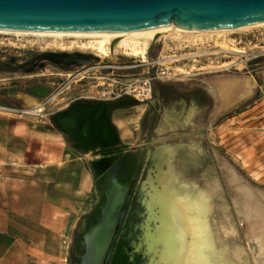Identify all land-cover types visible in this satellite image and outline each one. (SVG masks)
Instances as JSON below:
<instances>
[{
	"label": "rangeland",
	"instance_id": "rangeland-1",
	"mask_svg": "<svg viewBox=\"0 0 264 264\" xmlns=\"http://www.w3.org/2000/svg\"><path fill=\"white\" fill-rule=\"evenodd\" d=\"M4 35L0 60L16 63L40 51L60 50L32 37ZM147 50L145 57L118 50L113 62L98 56L95 63L73 68L50 62L32 72L0 70V123L15 124V130L27 133L38 128L64 132L56 118L59 113L76 103H109L107 114L118 139L97 147L124 150L134 159L136 171L130 191L114 208L115 219L106 230L109 244L100 264H109L119 248L126 256L130 250L137 254L138 264H159L162 243L151 249L137 247L125 230L145 237L155 188L193 199L199 194L206 197L209 228L218 244L214 264H264L256 227L238 195V183L231 178L236 172L264 188V24L162 35ZM147 76L152 83L147 97L116 96L132 78ZM231 76L254 81L255 90L241 100L226 102L221 84ZM33 84L50 88L43 92ZM68 134L69 146L77 149V139ZM66 149L70 153L63 164L41 168L45 188L60 189L63 208L55 215L47 209L50 259L64 252L65 264L72 254L76 264L85 250L81 231L87 218L92 213L102 216L101 171L93 160L101 152ZM119 216L128 225L118 224ZM156 226L153 220L154 230Z\"/></svg>",
	"mask_w": 264,
	"mask_h": 264
},
{
	"label": "bare ground",
	"instance_id": "bare-ground-1",
	"mask_svg": "<svg viewBox=\"0 0 264 264\" xmlns=\"http://www.w3.org/2000/svg\"><path fill=\"white\" fill-rule=\"evenodd\" d=\"M260 24L264 22L227 27H186L172 24L169 28L160 31L129 33L0 28V33L11 34L19 39L32 37L47 43V47L50 48L89 50L99 54L103 60L113 62L118 50L145 57L150 44L152 45L162 35L179 34L181 31L193 34L194 32L202 34L225 32ZM180 55H174L177 57L175 60H179ZM222 81L221 95L226 102H236L245 98L252 91L255 83L235 76ZM108 107L109 103L82 102L73 104L65 112L56 115L62 126L75 136L78 146H84L95 153L101 152L100 155L94 156L93 160L96 168L101 171L100 182L103 184L104 193V201L100 204L102 216L92 213L87 218L81 231L85 250L80 254L77 264H100L106 246L109 244V235L106 230L115 219L113 218L114 208L122 195L124 197L125 192L130 191L131 180L136 171L134 159L124 150L117 148L113 151L97 147L101 143H115L118 139V133L109 122ZM111 152H114V157H111ZM231 178L238 183V195L244 204L245 211L249 212L253 220L259 242L264 250V188L253 185L236 172L231 174ZM152 198L154 204L150 206L144 225L145 237L141 239L136 234L133 236V232L125 228L128 231L130 243L137 247L147 245L151 249L156 242H161L163 250L159 264H214L213 252L218 244L209 228L206 197L199 194V197L193 199L186 194L175 195L167 189L155 188ZM118 220H120L118 224L122 223L124 226L127 224V222H121L120 216ZM153 220L157 222L155 230ZM110 253L111 251L108 256L111 255ZM111 259L109 264H138L137 254L130 250V254L126 256L122 248L114 251Z\"/></svg>",
	"mask_w": 264,
	"mask_h": 264
},
{
	"label": "water",
	"instance_id": "water-1",
	"mask_svg": "<svg viewBox=\"0 0 264 264\" xmlns=\"http://www.w3.org/2000/svg\"><path fill=\"white\" fill-rule=\"evenodd\" d=\"M259 22H264V0H0V28L14 30L129 33L160 31L172 24L227 27ZM68 54L48 49L26 61H0V70L32 72L48 60L61 65L87 55Z\"/></svg>",
	"mask_w": 264,
	"mask_h": 264
},
{
	"label": "crops",
	"instance_id": "crops-1",
	"mask_svg": "<svg viewBox=\"0 0 264 264\" xmlns=\"http://www.w3.org/2000/svg\"><path fill=\"white\" fill-rule=\"evenodd\" d=\"M16 127L0 123V264H65L64 252L50 259L47 209L55 215L63 208L60 189L45 188L41 166L63 164L67 147L88 148L70 147L60 130Z\"/></svg>",
	"mask_w": 264,
	"mask_h": 264
},
{
	"label": "built area",
	"instance_id": "built-area-1",
	"mask_svg": "<svg viewBox=\"0 0 264 264\" xmlns=\"http://www.w3.org/2000/svg\"><path fill=\"white\" fill-rule=\"evenodd\" d=\"M6 34V33H5ZM4 33H0V42H4ZM152 83L150 82V77H137L132 78L130 82L126 83L125 88L122 87V92H117L116 96H120L122 94H133L135 96L141 95V98H145L148 94L151 93ZM3 107V106H2ZM5 107V106H4Z\"/></svg>",
	"mask_w": 264,
	"mask_h": 264
},
{
	"label": "flooded vegetation",
	"instance_id": "flooded-vegetation-1",
	"mask_svg": "<svg viewBox=\"0 0 264 264\" xmlns=\"http://www.w3.org/2000/svg\"><path fill=\"white\" fill-rule=\"evenodd\" d=\"M56 51H67L68 53V56H71L72 54L74 56H77V53L78 52H85L87 55L85 56V60H81L79 62H72V63H69L68 61H65L63 62L61 65H59L60 67L62 68H73L74 66L76 65H80L81 63L82 64H92V63H95L97 62V60H99L98 56H100L99 54H96L95 52H91V51H83V50H79V49H74V50H69V49H60V50H56ZM0 61H4V60H0ZM9 62V61H8ZM52 62L51 60H48L46 61V66L48 65V63ZM53 63V62H52ZM58 65V64H57ZM45 66V67H46ZM44 68V67H43ZM38 69H41V67H38L36 70ZM79 70V69H78ZM38 86V87H37ZM33 87L35 89H39L40 91H44V90H48L49 91V86H43V85H40V84H33ZM34 90V89H33Z\"/></svg>",
	"mask_w": 264,
	"mask_h": 264
},
{
	"label": "trees",
	"instance_id": "trees-1",
	"mask_svg": "<svg viewBox=\"0 0 264 264\" xmlns=\"http://www.w3.org/2000/svg\"><path fill=\"white\" fill-rule=\"evenodd\" d=\"M67 137H68V132L66 133V132H63ZM96 187L97 188H99L100 187V185L97 183L96 184ZM76 260V256L74 255V254H72V255H70V258H69V261H68V263L67 264H73V262Z\"/></svg>",
	"mask_w": 264,
	"mask_h": 264
}]
</instances>
